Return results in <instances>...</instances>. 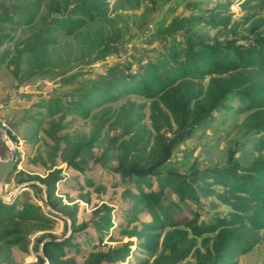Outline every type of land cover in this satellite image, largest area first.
Wrapping results in <instances>:
<instances>
[{"label":"trees","instance_id":"1","mask_svg":"<svg viewBox=\"0 0 264 264\" xmlns=\"http://www.w3.org/2000/svg\"><path fill=\"white\" fill-rule=\"evenodd\" d=\"M243 4L246 13L233 23L225 9L229 4L221 3L206 14L162 21L152 33L130 30L128 35L110 15V0H0V23L23 25L30 31L16 43L13 54L0 52V63L9 58L18 71L23 55L33 53L40 68L32 63L29 78L63 67L48 54L59 44V36H74L93 22H111L108 31L96 29L79 41L82 51L59 70L65 79L63 90L43 98L39 104L44 111L30 119L54 142L46 169L58 165L62 155L68 167L81 173L82 181L72 180L78 187L100 181L84 160L95 146L101 148L96 161L113 159L108 183L126 187L122 208L114 209L124 220L114 224L111 208L103 204L80 222L78 205L71 207L55 195L57 183L70 180L60 168L44 177L32 175L25 180L45 185L44 204L68 215L73 232L68 237L40 235L36 249L41 253L33 264H119L133 256L130 264H238L237 258L261 241L264 0ZM2 29L0 24V46L15 38ZM107 55L115 58L104 70L92 73V64ZM89 66L86 72L71 73ZM15 71L16 80L21 79ZM234 100L236 106L231 105ZM146 108L151 131L142 123ZM229 108L245 114L244 134L255 136L247 160L237 159L235 149H230L224 168L214 164L202 168L195 161L184 171L165 170L182 142L215 112ZM67 115L95 122L89 137L62 134ZM67 142L71 146L62 148L61 143ZM222 205L229 211H219ZM53 223L30 198L17 197L11 203L0 198V246L8 240L28 251L30 228L47 230ZM90 227L96 239L91 235L80 247L78 234ZM124 236L130 241L119 239Z\"/></svg>","mask_w":264,"mask_h":264},{"label":"rangeland","instance_id":"2","mask_svg":"<svg viewBox=\"0 0 264 264\" xmlns=\"http://www.w3.org/2000/svg\"><path fill=\"white\" fill-rule=\"evenodd\" d=\"M243 1L141 0L136 2L135 0H110V15L114 17L117 26L122 27V32L126 34L131 31L133 33L137 31L152 33L162 21L171 23L174 18L179 19L180 16L184 17L191 13L206 14L221 3L229 4L225 6V9L228 10L233 23L242 18L247 11ZM0 24L4 32L8 31L15 37L13 40H4L0 46V52L13 54L16 43L25 39L30 31L23 25ZM99 28L108 31L111 28V22H93L74 36H59V44L48 52L51 61L56 63L57 66L63 64V67H68L70 63L68 64L65 61L68 58L76 57L82 51L79 41L88 38L91 33ZM128 35L125 37H128ZM140 36L142 35L140 34ZM131 45L129 44L128 47L130 48ZM138 46L141 45L138 44ZM33 57V53L26 52L19 63L18 71H15L13 64H9V58L0 63V158L6 159L9 156L8 142L12 143L17 151V163L14 170L0 183V198L5 203H11L17 197L20 200L21 198H30L42 206V211L48 217L54 219V223L47 230L30 228V233L25 241L28 251L23 250L19 245L9 244L8 240L5 241L0 246V264H33L37 261L36 255L41 253L39 248L36 249L38 246L37 238L40 235L45 232H52L59 237H68L73 233L68 215L60 212L58 208L55 209L49 204H44L42 199L46 197L45 185L36 179L25 180L31 178L32 175L44 177L53 169L60 168L61 174L70 180L58 182L55 195L61 197L62 202L71 207L78 205L77 217L80 222L90 219L92 211L103 204L111 208L114 224L119 225L124 220V216L116 211L122 208L126 187H112L109 185L108 182H112L109 176V167L113 163V159L110 160L109 157H105L101 158L100 162L96 161V158L101 155V148L98 145L86 155L88 157L84 158L88 161L93 176L100 177V181L95 186L85 187V190V188L78 187L79 185H74L73 181H82L81 173L68 167L62 161V155L57 158L58 165L51 170L46 169L50 165V154L53 153L54 142L47 137L41 128L37 127L38 125L34 124L30 117L44 111V107L40 106L39 103L42 102L43 98H47L50 93L62 91L65 79L59 72L63 67H58L56 72L46 71L41 75L36 74L30 78L27 77V71L32 70V63L35 68H40ZM114 58L115 56L107 55L92 64V73L104 70L106 65L111 63ZM89 68L91 66L81 67L74 69L71 73L86 72ZM14 71L18 72L21 79L16 80ZM78 77L82 78L83 76L79 75ZM140 102L142 103V101ZM237 104V100L231 102L232 106ZM113 105H117V103H113ZM143 112L145 116L142 123L146 130L151 131V123L148 118L149 111L146 108ZM244 118L245 114H238L232 108L215 112L209 121L195 130L191 138H188L177 147L165 170L175 168L184 171L195 161L202 168L212 164L224 168L228 165V151L230 149H235L237 159L247 160L255 136L244 134L245 129L242 125ZM43 121L47 122V116L43 117ZM46 122L45 126H47ZM65 122L68 123V126L62 131V134L68 133L70 137L79 135L89 137L95 128V122L89 119L77 118L73 115H67ZM11 137L16 139L13 140ZM70 146V142L61 143L62 148H69ZM58 153L60 155L62 152L59 151ZM20 178L23 181H19ZM31 183H35L37 187L32 186ZM66 183H70V185L68 186ZM168 195L172 196L170 193ZM59 203L61 204L60 201ZM218 210L228 212L229 208L222 205ZM65 221L68 222V227L65 226ZM26 227L30 226L26 225ZM93 231L94 228L90 227L78 234L80 247H83L84 240L93 235ZM260 235L261 241L255 244L249 253L240 255L237 258L238 264H264V229L260 232ZM93 237V239H96V236L93 235ZM119 239L127 242L131 238L124 236ZM106 241H108V237ZM71 255L80 257L76 252H72ZM133 257L119 264H130L134 259Z\"/></svg>","mask_w":264,"mask_h":264},{"label":"water","instance_id":"3","mask_svg":"<svg viewBox=\"0 0 264 264\" xmlns=\"http://www.w3.org/2000/svg\"><path fill=\"white\" fill-rule=\"evenodd\" d=\"M9 156L6 159L0 158V183L12 173L17 163V151L12 143L8 142Z\"/></svg>","mask_w":264,"mask_h":264}]
</instances>
